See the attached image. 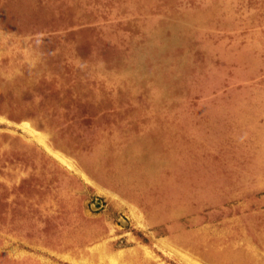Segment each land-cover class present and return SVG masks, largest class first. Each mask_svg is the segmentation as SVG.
Masks as SVG:
<instances>
[{
  "label": "rangeland",
  "instance_id": "374dc122",
  "mask_svg": "<svg viewBox=\"0 0 264 264\" xmlns=\"http://www.w3.org/2000/svg\"><path fill=\"white\" fill-rule=\"evenodd\" d=\"M0 264H264V0H0Z\"/></svg>",
  "mask_w": 264,
  "mask_h": 264
},
{
  "label": "bare ground",
  "instance_id": "6f19581e",
  "mask_svg": "<svg viewBox=\"0 0 264 264\" xmlns=\"http://www.w3.org/2000/svg\"><path fill=\"white\" fill-rule=\"evenodd\" d=\"M32 131V130H31ZM166 244V243H165Z\"/></svg>",
  "mask_w": 264,
  "mask_h": 264
}]
</instances>
